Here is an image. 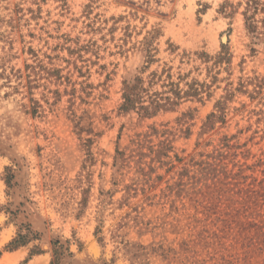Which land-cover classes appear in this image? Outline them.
Masks as SVG:
<instances>
[{
	"label": "rangeland",
	"instance_id": "1",
	"mask_svg": "<svg viewBox=\"0 0 264 264\" xmlns=\"http://www.w3.org/2000/svg\"><path fill=\"white\" fill-rule=\"evenodd\" d=\"M0 264H264V0H0Z\"/></svg>",
	"mask_w": 264,
	"mask_h": 264
},
{
	"label": "trees",
	"instance_id": "2",
	"mask_svg": "<svg viewBox=\"0 0 264 264\" xmlns=\"http://www.w3.org/2000/svg\"><path fill=\"white\" fill-rule=\"evenodd\" d=\"M151 76L148 86L153 83L156 74L152 73ZM144 84V81L139 77L130 82H124L121 111L136 110L139 114L150 117L161 110H171L177 105V100L180 98L179 92L171 89L170 92L173 94V97L164 96L165 93H150L149 88L145 87ZM163 86H172V84ZM20 244V238L15 239L5 249L12 251Z\"/></svg>",
	"mask_w": 264,
	"mask_h": 264
}]
</instances>
